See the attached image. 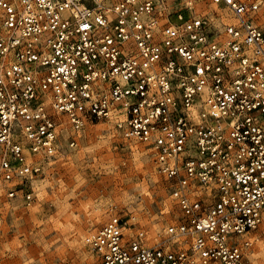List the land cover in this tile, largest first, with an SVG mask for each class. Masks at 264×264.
Returning a JSON list of instances; mask_svg holds the SVG:
<instances>
[{
    "label": "built area",
    "instance_id": "obj_1",
    "mask_svg": "<svg viewBox=\"0 0 264 264\" xmlns=\"http://www.w3.org/2000/svg\"><path fill=\"white\" fill-rule=\"evenodd\" d=\"M260 0H0V202L33 201L61 117L149 146L173 200L149 244L112 214L97 264H249L264 231Z\"/></svg>",
    "mask_w": 264,
    "mask_h": 264
},
{
    "label": "rangeland",
    "instance_id": "obj_2",
    "mask_svg": "<svg viewBox=\"0 0 264 264\" xmlns=\"http://www.w3.org/2000/svg\"><path fill=\"white\" fill-rule=\"evenodd\" d=\"M260 1L257 23L264 28ZM72 133L59 128L55 155L34 182L30 204L0 202V264H97L85 238L112 214L127 221L128 237L142 230L155 244L167 236L174 205L151 148L106 122L85 123L69 146ZM257 233L253 244L264 238Z\"/></svg>",
    "mask_w": 264,
    "mask_h": 264
},
{
    "label": "bare ground",
    "instance_id": "obj_3",
    "mask_svg": "<svg viewBox=\"0 0 264 264\" xmlns=\"http://www.w3.org/2000/svg\"><path fill=\"white\" fill-rule=\"evenodd\" d=\"M68 127H69V124H68L67 120L65 119V117H61V124H60L59 128H68ZM103 214H105V216H107L106 213L103 211L97 212V215H103ZM259 233H261V231H259L257 234H259ZM154 242L155 241H151V243H154ZM251 251H252V253H251ZM250 253H251V257L249 260V264H250V262H251V264H259V261H257L258 258L260 260L261 259L264 260V238H262V239L258 238L257 241L255 242V244H253V246L247 250L248 258H249Z\"/></svg>",
    "mask_w": 264,
    "mask_h": 264
}]
</instances>
